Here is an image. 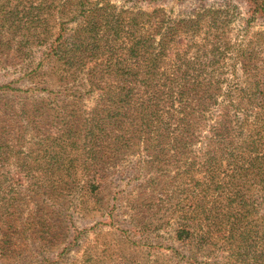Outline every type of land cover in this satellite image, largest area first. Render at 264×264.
I'll use <instances>...</instances> for the list:
<instances>
[{
	"label": "trees",
	"instance_id": "obj_1",
	"mask_svg": "<svg viewBox=\"0 0 264 264\" xmlns=\"http://www.w3.org/2000/svg\"><path fill=\"white\" fill-rule=\"evenodd\" d=\"M241 2L248 25L264 19V0ZM147 11L118 12L111 0H0V20L45 76L43 87L0 85V97L19 99L8 105L10 124L0 116V190L98 196L133 157L132 209L143 217L134 232L154 241L166 228L171 264H264V59L254 63L256 49L237 44L243 79L223 77L231 38L218 13L151 24Z\"/></svg>",
	"mask_w": 264,
	"mask_h": 264
},
{
	"label": "rangeland",
	"instance_id": "obj_2",
	"mask_svg": "<svg viewBox=\"0 0 264 264\" xmlns=\"http://www.w3.org/2000/svg\"><path fill=\"white\" fill-rule=\"evenodd\" d=\"M111 2L117 5L118 12L121 10L135 12L144 8L149 10L148 13H156L151 24L157 21V18L165 16L175 20L186 19L194 13H218L222 25H225V31L231 38L226 53L228 55L226 62L231 66L223 70V77L238 79L241 75L243 79L241 63L244 61L242 56L245 51L256 49L258 56L254 57V63H260L261 59H264V19H255L248 25V13L241 0H111ZM50 10L52 15L46 13L49 21L48 30L50 34H56L59 28L55 14L57 8ZM4 23L5 17L2 16L0 85L11 83L12 87L21 89L43 87L45 76L40 70L33 71L36 67V64H32L33 58L26 57L28 55L25 51L29 47L26 43L23 45L19 42L21 37L15 35L12 27L10 29V22ZM37 25L38 23L31 25L32 36L34 32L37 34L40 29L43 30L37 29ZM146 26L148 27V23ZM200 31L204 32L205 28ZM12 38L14 39L11 47L8 40ZM35 41H37L35 38L31 41L33 49H36ZM237 44L241 45V49L247 48L238 56ZM15 93L9 92L6 97H0L1 120H6L10 103L17 105L19 99L15 98ZM87 98L86 96L84 103L89 105L92 101ZM27 102L30 103L29 100ZM5 123L10 124L7 120ZM20 123L24 126L26 137L23 143L29 146L32 133L26 134L28 125L22 119L18 125ZM18 127L20 130V126ZM135 164L136 158L133 157L125 161L126 173L120 178L111 177L109 180L113 181V184L109 185L110 189H105L98 196L85 194L83 198L73 202L72 198L64 200L66 197L62 196L61 190L56 191L54 187L41 193L25 186L13 192L0 190V264H171L169 251L165 248L169 236L166 228H161V236L154 238V241L151 240V234L142 235L134 232L136 228L133 225L139 226L140 221H143L140 211L132 209L139 189L136 186L140 183V180L135 179L140 166ZM7 167H10L6 168L10 174L17 170L13 164ZM118 184L119 187L116 186ZM157 188L160 189L158 186ZM84 228L87 229L80 233L81 238L76 241L79 231ZM158 241L159 247H150L149 244Z\"/></svg>",
	"mask_w": 264,
	"mask_h": 264
}]
</instances>
